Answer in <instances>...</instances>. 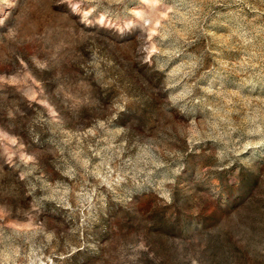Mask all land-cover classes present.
I'll return each mask as SVG.
<instances>
[{
  "label": "rangeland",
  "instance_id": "rangeland-1",
  "mask_svg": "<svg viewBox=\"0 0 264 264\" xmlns=\"http://www.w3.org/2000/svg\"><path fill=\"white\" fill-rule=\"evenodd\" d=\"M0 264H264V0H0Z\"/></svg>",
  "mask_w": 264,
  "mask_h": 264
}]
</instances>
